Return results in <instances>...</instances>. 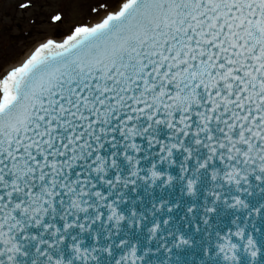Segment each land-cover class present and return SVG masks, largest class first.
<instances>
[{
	"label": "snow or ice",
	"instance_id": "6c2138e0",
	"mask_svg": "<svg viewBox=\"0 0 264 264\" xmlns=\"http://www.w3.org/2000/svg\"><path fill=\"white\" fill-rule=\"evenodd\" d=\"M89 13L0 21V264H264V0Z\"/></svg>",
	"mask_w": 264,
	"mask_h": 264
},
{
	"label": "rangeland",
	"instance_id": "374dc122",
	"mask_svg": "<svg viewBox=\"0 0 264 264\" xmlns=\"http://www.w3.org/2000/svg\"><path fill=\"white\" fill-rule=\"evenodd\" d=\"M26 0H5L0 6V21L11 26L14 31L10 35L16 39L17 50H23L25 44H31L39 38L41 32L55 35L56 31L63 30V26L57 29L48 25V16L55 11L62 10L64 14L73 22L76 20L91 21L92 15L89 8L100 2V0H74L68 5L66 0H35V6L29 10L17 7ZM35 23H30V21Z\"/></svg>",
	"mask_w": 264,
	"mask_h": 264
}]
</instances>
